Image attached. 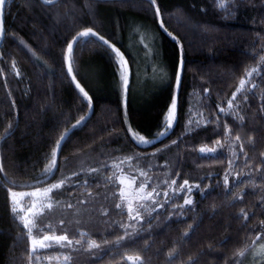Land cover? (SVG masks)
<instances>
[{
	"label": "trees",
	"instance_id": "1",
	"mask_svg": "<svg viewBox=\"0 0 264 264\" xmlns=\"http://www.w3.org/2000/svg\"><path fill=\"white\" fill-rule=\"evenodd\" d=\"M142 70L159 81L142 85ZM125 154L150 158L136 169L160 191L135 219L111 180ZM0 167V264H264V0H7ZM61 181L33 232L73 244L33 252L10 193Z\"/></svg>",
	"mask_w": 264,
	"mask_h": 264
},
{
	"label": "rangeland",
	"instance_id": "2",
	"mask_svg": "<svg viewBox=\"0 0 264 264\" xmlns=\"http://www.w3.org/2000/svg\"><path fill=\"white\" fill-rule=\"evenodd\" d=\"M145 35V34H144ZM143 33H139L138 39L140 43V47L142 49H145L148 53H150V49L146 47L144 43ZM149 39L152 40L154 35L152 33H148ZM145 38V36H144ZM153 50V48H152ZM150 58L151 56H146ZM119 59H120V64H121V69H122V76L123 78H127V87L125 91V100H126V95H127V88L129 87V83L132 80V72L130 69V66L124 58V56L120 53L119 54ZM148 71L146 72L145 70H142L140 75H138L137 79L140 81H143L144 85L145 83L155 84L156 82L159 81L158 75L159 72H154L152 74H147ZM178 84L177 83V90H178ZM86 92V91H85ZM88 99L90 98L89 95L87 97ZM176 122V109L172 117L171 121V126L168 127V130H170ZM135 134V133H134ZM134 140L138 142L140 145H148L153 140H147V143L141 142L139 138L136 136V134L133 136ZM205 149H215L214 152H207L205 151L202 154L205 155H213L217 154L218 152L222 151V148L220 146H216L215 148H205ZM126 155V154H125ZM127 157H117L115 160V163L112 168V175H111V180L114 182V185L118 186V192L121 197L120 199V204L123 207V209L132 217H139L143 215V212H148L152 207H154L157 203H160V191L157 190L158 188H150V182H151V177L149 174H147L144 170H138L136 169V166L138 167L139 163L136 164V162L140 163H149L150 158H144L143 161L141 160L142 158L138 159L135 155H126ZM107 165H105L106 170H109V157L107 158ZM138 159V160H137ZM93 161V160H92ZM101 161H97L96 159L91 162L90 159L84 157L79 160V165L83 167L84 165L88 163H93L94 165L96 163H99ZM135 164H133V163ZM52 188V185H48L46 187H41V188H36V189H31L27 191H21L23 193H37L35 196L31 195H24L23 197H17L18 200V206H17V212L16 214L19 216H25L27 220H31L32 223L29 224V227L27 228L28 230L31 229V243L32 239H35L37 241L43 240L42 238H38L34 235L33 230L36 228L34 219L39 216V214L43 213L45 210L50 209L47 205L52 206V193L54 188L52 189L51 192H45V189ZM142 189V190H141ZM11 203H12V197H11ZM34 205V206H33ZM13 203H12V208H13ZM23 209L21 211L20 209ZM22 221V220H21ZM24 223V221H22ZM51 236V235H47ZM52 237H55L53 235ZM51 242H56L54 239L52 240H43V243L45 245L50 244ZM57 243V242H56ZM41 248L39 244H37L36 249ZM45 248V247H43ZM258 254L254 255V258H257Z\"/></svg>",
	"mask_w": 264,
	"mask_h": 264
},
{
	"label": "snow or ice",
	"instance_id": "3",
	"mask_svg": "<svg viewBox=\"0 0 264 264\" xmlns=\"http://www.w3.org/2000/svg\"><path fill=\"white\" fill-rule=\"evenodd\" d=\"M51 2H53V0H45V3H51ZM151 3L155 4V0H151ZM4 4H5V0H0V35H2L3 34V31H4L3 30V10H4ZM221 6H223V5H221ZM156 11H157V13H159V8H157ZM89 34H91L93 37H96L97 36V34L95 32H92L91 29H88L85 32H81L80 33V36L81 37H88ZM98 39L101 40V41H103L104 44H106V45L108 44V41L107 40H104V38L102 36L98 37ZM73 43H75V41H73ZM67 51H68L69 54H71V52H72V43H69L67 45ZM68 71L71 73V71H72L71 65H69ZM251 71H256V70L255 69H252ZM251 71L247 73L248 76H251ZM73 79H75V77H73ZM124 84H125V86L127 85V78L126 77L124 78ZM244 84H245V80L242 79L240 81V88H238L237 91H239L240 89H242L243 86H244ZM76 87L79 88L80 92L83 93V95L85 97H88V93L85 92L84 88L81 87L79 83H77ZM253 87H255V85H253ZM232 99L233 100L235 99V94L233 95ZM228 107H232V101L231 100L228 101ZM175 109H176V102H175V100H173V102L171 103L170 108L168 110L167 116L165 117L166 123L164 124V127L166 129L171 126V121H172V117H173V114L175 112ZM221 111H223V109H221ZM61 139H63V137H61ZM236 139H239V137H236ZM139 140L141 142H145V143L148 142V141H145V139H144L143 136H140L139 137ZM217 143H219V141H217ZM57 147H59V145H57ZM205 151H207V152H214L215 149H205L203 147L200 148V152L201 153H204ZM51 157H52V164H55V157H56V151H55V149L53 150V152L51 154ZM2 170H3L2 167H0V171H2ZM45 171H48V168H46ZM63 183L64 182L61 181L59 184L53 185L52 188L45 189V192H51L53 188H59L61 186V184H63ZM172 183H175V181H173ZM187 183H188L187 181H184V184L185 185H187ZM225 183H227V178H225ZM36 194L37 193H35V192H33V193H27L26 194V193H23V192H15V191H12L10 193V195L12 197V203L14 205L13 208H12L13 213L15 214L17 212V206H18V203H19L18 200H17V197L18 196L19 197H23L24 195L35 196ZM165 195H167V194L165 193ZM184 203L185 204H190L191 203V200H185ZM47 206L49 208L51 207L50 204L47 205ZM116 207H120V205L117 204ZM20 210L23 211L22 208ZM133 218L135 219L136 217H133ZM245 218H246V214H245ZM20 219L22 221H24V227L25 228H28L29 227V224L32 223V221L31 220H27L25 216H21ZM27 235L31 238V229H29V232L27 233ZM52 239H54L57 243H60L61 241H66L67 242V246H69V247H71L72 244H73V241L70 240V239H68V237L66 235L55 236V237L45 235L43 237V240H52ZM257 239H259V236H257ZM43 240L37 241L35 239H32V251L33 252L35 251L37 244H39V246L41 248L51 246V245H45L43 243ZM76 243L78 244V243H80V241L77 240ZM60 246L63 247L65 245L64 244H61ZM88 247L89 248L99 247V245L96 244L95 241H91L89 243ZM238 255H241L242 256L243 255V252L238 253ZM69 259H70V257H65V260H69ZM127 259L129 261H131L132 264H136V261L139 260V257H128Z\"/></svg>",
	"mask_w": 264,
	"mask_h": 264
},
{
	"label": "water",
	"instance_id": "4",
	"mask_svg": "<svg viewBox=\"0 0 264 264\" xmlns=\"http://www.w3.org/2000/svg\"><path fill=\"white\" fill-rule=\"evenodd\" d=\"M6 4H7V0H5L4 10H3V30L4 31H3V34L0 35V48H1L2 44H3V42H4V39H5V8H6ZM70 75H71L72 78L74 77L72 71H71Z\"/></svg>",
	"mask_w": 264,
	"mask_h": 264
}]
</instances>
